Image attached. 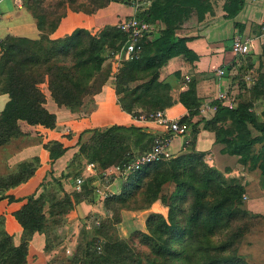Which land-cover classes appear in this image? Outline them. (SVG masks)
Here are the masks:
<instances>
[{
    "label": "trees",
    "instance_id": "obj_1",
    "mask_svg": "<svg viewBox=\"0 0 264 264\" xmlns=\"http://www.w3.org/2000/svg\"><path fill=\"white\" fill-rule=\"evenodd\" d=\"M41 2H22L35 20L37 39L7 35L0 42V93L8 98L0 111V147L20 135L19 122L54 128V115L44 108L41 84H45L56 106L79 112L85 97L100 92L110 76V66H105V62L126 40L115 26H104L94 34L78 28L57 39H50L49 35L67 9L91 15L111 2L128 5L129 0H56L45 6ZM240 4L241 0H232L231 5L224 6L227 17H233ZM176 7H182V12H193L198 22L210 12L208 0H151L146 10L135 14L146 22L162 14L166 33L149 32L137 43L138 50L131 59L120 62L113 76L117 106L132 118L147 117L172 105L169 84L158 80V71L168 60L182 57L191 63L197 59L185 46L189 39L174 34L177 15L182 17ZM177 101L187 112L178 123L192 131V138L181 153L129 173L117 192L103 198L102 209L109 218L88 230L83 226L87 231L85 240L83 244L78 242L66 264H247L236 253L237 248L242 237L263 216L244 209V189L239 178L226 181L206 164L202 153L194 150L197 123L191 119L198 115L199 101L192 79L186 82V89L178 94ZM211 104L215 111L202 119L203 130L213 133V141L222 145L223 154L236 157L237 163L248 171L257 170L264 188V124L256 121L246 102H238L232 109L215 101ZM85 134L88 138L81 141ZM151 141V135L140 127L93 128L80 133L73 158L105 169L125 162L131 154L144 153ZM44 147L50 163L64 152L57 142ZM36 166L37 160L32 159L17 165L14 172L0 176V200L14 201L4 192L30 178ZM51 181L63 195L61 203L55 206V211L46 212L48 203L41 192L26 197L13 213L22 230L19 245L14 247L10 236L0 230V264H25L32 234L45 232L64 219L71 202L60 183ZM44 184H40V189ZM79 189L74 194L75 202L92 194L89 181L81 183ZM156 201L166 214L149 213L144 220V232L135 231L128 237L136 243L129 244L112 234L114 225L120 222V211L146 210Z\"/></svg>",
    "mask_w": 264,
    "mask_h": 264
},
{
    "label": "crops",
    "instance_id": "obj_2",
    "mask_svg": "<svg viewBox=\"0 0 264 264\" xmlns=\"http://www.w3.org/2000/svg\"><path fill=\"white\" fill-rule=\"evenodd\" d=\"M208 2L210 12H207L200 22L196 20L193 12H182V7H176V11L182 17L177 15L179 21L174 34L178 38L189 39L185 46L197 59L188 63L182 57H174L159 69L158 80L169 84V95L173 101L172 105L163 111L164 115L175 121L187 115L186 109L177 101L178 94L186 89L184 81L187 78L195 82L199 110L208 107L218 92H226L233 105L238 102L248 103V111L255 115L258 123L264 124V34L259 31V26L264 24V0H241L239 11L231 18L227 17L223 8L231 5L232 0H208ZM135 14L136 12L128 5L116 2L109 3L91 15L67 9L49 38L64 37L78 28L94 34L104 26H115L119 20L127 19ZM0 16V42L7 35L30 40L39 37L34 18L16 0H3L0 3ZM150 26L152 35L158 31L166 33L164 16L160 13L150 21ZM235 34H242L252 39L247 54L237 56L231 53L230 42ZM109 65L110 76L102 85L100 92L92 97H85L80 111L76 113L56 106L50 99L45 84H41L40 88L45 98L44 108L54 115V128L46 129L19 122L20 135L11 140L17 145V149L4 159L6 165L16 167L23 162L37 160V166L30 178L4 192V195L12 197L14 201H8L6 198L0 200V218L2 219L0 230L10 236L12 245L14 247L19 245L22 234L13 213L24 204L26 197L38 194L42 182L46 183L51 179L58 181L63 194L71 202L70 209L64 216V222L57 228L56 234L51 228L46 229L45 232L32 234L26 247L25 264H50L61 251L70 253L73 243L69 241L71 236L65 237V235L69 231L73 233V226L80 219L86 218L84 224H87L86 222L91 218H96L94 215L97 201L96 189L101 188L102 191L98 192L101 206L102 194L115 192L113 182L103 183L93 171L85 167L78 175L72 177L68 174V167L74 155L77 154V140L80 133L93 128L104 129L111 125H118L140 127L152 138L165 135L158 123L139 122L120 111L116 103L112 79L121 65L116 64L115 61H110ZM219 69H223L222 75H218ZM7 100V96L0 93V111ZM210 116V112L202 114L198 112V115L191 119L192 123H197L193 135L194 150L202 153L206 164L222 174L226 181L231 178L240 179L244 197L247 199V206H244L247 211L254 214L264 213V194L259 188L261 185L258 171H248L237 163L236 157L221 152L222 145L214 143L213 133L202 128V119ZM191 132L187 128L183 137L171 139L168 149L172 156L183 151L184 144L192 138ZM52 142L59 143L64 148V152L50 163L44 146ZM3 147H7V144L1 148ZM77 177L82 178V183L89 181V186L92 188V196L89 195L91 199L86 197L79 202L74 201V194L80 192L75 189L74 180ZM164 211L166 210L156 201L146 210L129 213L131 217L135 216L138 225L127 219L122 221L120 226L131 227L129 232L126 230V237L135 230L144 232L145 217L149 213H159L164 216ZM53 233L58 238L56 241H53ZM244 243H247V240ZM46 245H48L47 248ZM241 258L246 261V257L241 256ZM251 263L264 264V257L253 258Z\"/></svg>",
    "mask_w": 264,
    "mask_h": 264
},
{
    "label": "built area",
    "instance_id": "obj_3",
    "mask_svg": "<svg viewBox=\"0 0 264 264\" xmlns=\"http://www.w3.org/2000/svg\"><path fill=\"white\" fill-rule=\"evenodd\" d=\"M2 1L3 0H0V3ZM119 1L121 2V0ZM16 2L21 4L20 0H16ZM150 2L151 0H129L128 6L131 7L134 12H142L148 8ZM115 27L126 36V40L123 46L118 51L111 54L107 60L115 61L116 64L119 65L120 62L131 59L132 54L138 50L137 43L150 32L151 26L150 22H146L134 15L127 19L119 20ZM259 31L261 34H264V24L259 26ZM251 43L252 39L250 37L244 36L242 34H235L230 42V51L233 55H245L248 53ZM217 73L218 75H222L223 69L217 70ZM187 81V78H185L184 82L186 83ZM214 101L221 107H225L227 109L233 108V102L226 92H218ZM214 111L215 106L210 103L208 107L200 109L199 113L202 114L205 112H210L212 114ZM133 119L139 122H156L163 128L165 135L162 137H153L147 151L139 155L131 154L125 162L110 166L105 169H100L96 164L93 163H85L84 167L86 169L93 171L95 175L104 181H107V178L111 179L113 182L118 181L116 179L124 180L129 173L137 171L145 165L170 158L172 155L169 153L168 148L171 139L175 137H183L187 132L186 127L180 125L178 121L168 119L164 115L163 111H157L148 115L147 117L141 115ZM185 144H187V142ZM81 183V177H77L74 180L76 191H79V186ZM111 193L112 192L102 194V197L105 198ZM244 200L245 197L243 196L242 201ZM86 223L85 229H88L89 225L92 227L97 226L98 220H96V218H91ZM95 250L96 252H99V246H96ZM65 253L68 254V251H65Z\"/></svg>",
    "mask_w": 264,
    "mask_h": 264
},
{
    "label": "rangeland",
    "instance_id": "obj_4",
    "mask_svg": "<svg viewBox=\"0 0 264 264\" xmlns=\"http://www.w3.org/2000/svg\"><path fill=\"white\" fill-rule=\"evenodd\" d=\"M25 1L26 0H20L21 5H22V2L24 4ZM55 1L56 0H42L41 5L45 6L46 4L54 3ZM26 11L28 12V10H26ZM110 61L111 60H107L105 62V66L106 65L110 66L109 65ZM88 136H89L88 134L83 135L82 138H81V141L86 140L88 138ZM14 149H17V145L14 144V142H12L11 140H10V142L7 143V147H3V148L0 147V176H6L7 174H10V173L15 171V169H16L15 166L6 165V163H4V159L7 156H9ZM84 161L85 160H81V159L76 158V159H74L72 161V163H70V166L68 167V173L71 174L70 176L73 177L74 175H78L79 174V172L84 168V163H85ZM100 180H102L103 183L104 182H108V181L109 182H113L109 178H107V181H104L103 179H100ZM116 180H118V181H114L113 184H112L113 185V189H114L113 191H115V192L118 191L119 186H120L121 182L123 181L122 179L121 180L120 179H116ZM259 188L264 194V188H261L260 186H259ZM100 189L97 188L96 192H95V196H96V200L97 201H96V210H95L96 213H94V215H96V220H98L99 223L103 222L105 220V218H109V214L103 211L102 206L100 204V200H98V198L100 197L98 192L99 191L102 192ZM38 191H39V193L41 192L43 194V197H44L45 201L48 203L45 206L46 212H48L49 210L55 211L56 210L55 206H58L61 203L60 202L61 201V197L63 196L62 193H60L58 191L56 185L48 180L44 184V186L41 189H39ZM91 196H92V194H91ZM89 198H90V196H89ZM92 199H93V197H92ZM246 201H247L246 198H245L244 201H242L243 202V207L247 206ZM52 204L54 206L52 207V209H50V206ZM263 211H264V209H263ZM130 212H136V211H130V210H122V211H120V222L118 224L114 225V227H113V229H114L113 232L114 233H112L117 238H119L121 240H124V241L126 240L129 244H130V241H132L133 243H136V241L134 239L133 240H129L128 239L129 236L126 237V235H125L126 234V230H128V232H129L131 227L122 228L120 226V224H121L122 221L127 220V219H130L131 221H134L135 224H137L135 216L131 217V214H129ZM164 214H166V211H164ZM258 215L263 216L262 219L257 224L253 225L249 229V231L242 237V241L243 242L241 241V243L239 244V246L237 248V252H236L237 254H239V256L241 255V256L246 257V261L244 260V262H246L247 264H252L251 262H252L253 258L257 259V258H260V257H264V213H260ZM56 218L57 217L53 218V220L56 219ZM85 220H86V218H83V219H80L78 222H75V226H73V229H74L73 233H71L69 231L65 235V237H67L68 235L71 236L69 238V241H70V243H73L71 245L72 246L71 248H73V249L70 248V253H68V254H66L65 252L61 251L60 254H57V258H55L53 260L52 264H66L65 261H66L67 257H69L71 255V253L73 252V250H74L75 246L78 244V242L83 244V241L85 240L84 236L87 235V234H85V232H87V231H85V229L83 227L84 225L86 226V224H84ZM63 222H64V220L62 219L60 221L59 225H57V226L56 225H52L51 229L54 230L52 232L55 233L57 231V228ZM89 228H92V226L89 225L88 229ZM88 229H86V230H88ZM135 231H138V230H135ZM89 232H91V231H89ZM139 232H141V231H139ZM55 234L53 235V237H54L53 241H56L58 239L57 236H55ZM88 234H90V233H88ZM245 240H247V243H244Z\"/></svg>",
    "mask_w": 264,
    "mask_h": 264
}]
</instances>
